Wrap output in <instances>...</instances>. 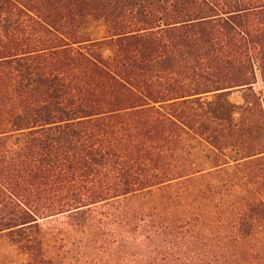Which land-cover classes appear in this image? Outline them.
<instances>
[{
  "label": "trees",
  "instance_id": "1",
  "mask_svg": "<svg viewBox=\"0 0 264 264\" xmlns=\"http://www.w3.org/2000/svg\"><path fill=\"white\" fill-rule=\"evenodd\" d=\"M183 193L194 212L168 222ZM59 224L264 264V0H0V238L59 264Z\"/></svg>",
  "mask_w": 264,
  "mask_h": 264
},
{
  "label": "rangeland",
  "instance_id": "2",
  "mask_svg": "<svg viewBox=\"0 0 264 264\" xmlns=\"http://www.w3.org/2000/svg\"><path fill=\"white\" fill-rule=\"evenodd\" d=\"M230 99L233 102H239V94L235 93L230 96ZM199 155V153H198ZM172 196L177 195L179 191L178 185H171L169 188ZM165 192L164 190H153L151 194H144L139 196L138 198L130 200L128 202V206L131 208H137L139 206H143L142 208H147L150 206L149 204H153L152 202H158L161 200V195ZM175 198V197H174ZM177 198V197H176ZM197 199L193 196V194L183 193L182 196L178 199V205L170 208L161 209L163 212V216L167 218L168 222H174L176 220H186L189 219L192 211V205L197 204ZM48 227L47 224H45ZM58 228L66 229L64 230L63 234L55 235L54 232L53 236L62 238V240H66L67 246L65 247H55L49 248L48 251L50 254H53L58 259L57 261L59 264H149L152 258H156L159 261L157 264H181L184 262L182 257V252L180 248H177L173 251L166 250V252L174 253V256H180L181 261L173 260V257L166 256L165 260H161V253L163 254L166 247L165 245L162 247L155 249V246H152L148 251L144 250L141 251L143 245L141 242L144 240L142 235L137 236V241L131 240V236L124 235V238L127 239V247L123 248L122 246L118 245H109L106 249L100 247V240H104V238L111 239V237H106L98 235L96 237H90V239L98 241L97 243H91L88 246L79 245L77 240H79L82 235L75 234V233H68L69 230L66 226L62 224L58 225ZM113 228L117 230V227H112L109 231H112ZM56 232V231H55ZM111 234V233H108ZM119 235V234H118ZM121 239V236L118 237ZM73 244V245H72ZM56 246V245H55ZM166 254V253H164ZM163 258V257H162ZM0 264H24L23 257L19 256L15 251V248L10 246L5 239L0 238Z\"/></svg>",
  "mask_w": 264,
  "mask_h": 264
}]
</instances>
